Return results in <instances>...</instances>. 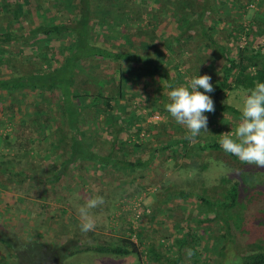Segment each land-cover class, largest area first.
Wrapping results in <instances>:
<instances>
[{"label": "rangeland", "instance_id": "obj_1", "mask_svg": "<svg viewBox=\"0 0 264 264\" xmlns=\"http://www.w3.org/2000/svg\"><path fill=\"white\" fill-rule=\"evenodd\" d=\"M93 1L96 4L97 0ZM123 1L134 8V15L122 18L118 28L94 19L89 40L112 52L140 54L149 51L153 54L151 46L146 48L137 38L142 37L138 30H156V43L152 46L159 44L157 48H161V66L170 72L174 86H186L194 77L191 68L196 66L197 55L203 49L196 48V35L188 39L185 34L177 39L181 27L172 17L174 12L170 13L177 3L173 0L163 3L160 0ZM189 1L195 5L194 13L206 5V0H183L182 3ZM207 4L211 9H206L209 13L204 16V24L211 25L212 35L219 43H231L229 49L233 53L237 45H253L259 37L264 38V0H207ZM42 6L43 10L25 23L32 27L50 25L63 18L76 21L79 15V9L67 8L65 0H46ZM187 10L188 19L192 20L194 13L189 7ZM213 10H220V13ZM10 25L0 10V33ZM241 26L250 28L251 35L249 38L240 35L236 43L228 34L232 30L230 34L235 35ZM196 27L199 29L198 25ZM166 38L169 40L164 41ZM69 44L66 41L60 51L57 41L49 44L52 53L42 57L47 72L62 64L69 53ZM18 50L15 45L12 52ZM23 50L26 54L33 52L31 48ZM101 62L96 63L98 70L90 73L88 60H80L76 65L79 69L76 68V78L83 82L88 71L91 82L85 83L86 86L95 93L101 82L106 95L119 86L114 71L117 67L112 62ZM205 63L198 68L211 66L210 62ZM175 66L179 68L178 77ZM211 73L204 75L211 76ZM9 74L10 70L0 69V79H7ZM215 79L213 76L211 81L215 82ZM84 86L80 84V87ZM122 86L125 93L135 97L118 99L114 93L110 101L114 108L112 118L106 120L105 114L83 109L87 107L78 104L80 117L72 135L76 143L87 140L89 144L85 148L95 159L80 157V152L71 144L67 128L63 135L61 131L54 135L46 131L41 134L34 129L29 122L32 119L29 109L22 118L28 123L22 125L20 117L9 115L6 108L14 106L15 112L16 109L31 108L30 105L23 100V106L17 101L12 106V101H7L6 91H0V240L12 248L20 246L25 252V259L21 258L16 264L50 261L60 264H241L244 255L251 254L246 250L250 242L264 247V222L258 221L256 225L249 217L264 209V168L230 162L212 150H199L197 145L210 139L219 142L221 134L234 131L239 121L229 113L219 114L217 127L210 126L207 121V130L202 129L195 138H186L187 129L166 111L165 105L169 101L166 95L159 93L161 85L150 83L142 88L139 79L135 85L124 81ZM244 92L227 93L220 103L239 111L240 95ZM26 93L30 98H37L36 92ZM149 97L158 99V103L163 101L160 107L163 113L158 112L160 109L152 105ZM45 104L58 118L55 124L64 125L55 100H45ZM47 134L49 136L45 138ZM179 140L193 151L185 153V148L176 145ZM174 144L176 147H172ZM125 162L135 163L136 167L128 168ZM139 162L144 166L140 167ZM42 177L46 178L47 184L38 183ZM233 184H237L238 202L242 206L234 211L244 219L247 217L246 222L251 224L248 233L235 232L237 244L230 247L226 243L222 219L206 221L215 212L207 210L196 196L212 200L222 198L220 193ZM180 191L191 194L180 197ZM96 195L103 196L105 202L90 211L95 228L85 233L80 230L78 205ZM125 241L132 243L138 253L115 255L98 249L103 245L124 246ZM28 243L36 244L30 249ZM150 250L161 255L159 261L152 259Z\"/></svg>", "mask_w": 264, "mask_h": 264}, {"label": "trees", "instance_id": "obj_2", "mask_svg": "<svg viewBox=\"0 0 264 264\" xmlns=\"http://www.w3.org/2000/svg\"><path fill=\"white\" fill-rule=\"evenodd\" d=\"M45 1L0 0L1 13L11 22L10 27L5 32L0 33V69L10 70L7 79H0V91H6V97L7 99L9 98L7 101H12V106L15 101L23 106L25 102L23 100H26V104L31 107H27L24 110L16 109L17 111L15 110L14 112L13 108L15 109V107L13 106V108L11 107L9 109V105L6 108V112L8 111V114L12 116L17 114L20 117V123L25 125L28 122L22 118L26 117L25 113L29 109L31 111L29 115L32 116L29 122L41 134L46 131L49 134L53 133L54 135H58L59 131H61V135H63L65 134V128H67L71 136V144L77 148L75 151L80 152V157L95 159V156L85 148V145L88 146L89 144L87 140L84 139L79 144L76 143L77 140L72 135L74 133L75 123L80 117V113L77 110L78 104L82 103V106L87 107L83 109H91V111L105 114V119L107 120L110 117L112 118L113 114L111 111L114 108L110 105L113 94L116 93L118 99L131 96L124 92L125 88L122 86L124 81H130L135 85L140 79V84H143L142 88L147 87L150 83L158 87L161 85L162 90L159 93L168 97L169 86L174 87L171 74L160 64L161 59L159 58L163 53H161L160 47L159 49L157 48L159 44L152 46V43H156V30L150 32H140L138 30L139 35L142 37H138L137 39L142 41L143 43L141 45H144L146 48L151 46L150 48H152L153 54L149 51L140 54L123 51L112 52L102 49L97 43L89 40V29L90 25L95 21L94 19H97L98 22H109L110 25L118 28L122 18L127 15L129 16V14L134 15V8L127 6L128 4L124 3L123 0H97L96 4L93 0H65L67 8L79 9V15L76 21L63 18L61 21L58 20V22L50 25H33L35 28L25 23L28 19L30 20V17L32 18L43 10L42 4H45ZM170 1L160 0V3ZM173 1L177 3V6L170 13L174 12L172 17L176 19V24L181 27L178 29L177 39H181L185 34L188 35V39H192L194 38L192 35H196L197 43L195 46L197 49H203L197 55V61H195L196 66H193V69L191 68L193 76L204 75L207 72L211 73L212 68L213 74L211 73L212 75L210 77L211 79H213V76L216 77L215 82L213 80L210 81L214 91L205 93V95H209L212 98L215 108L214 112L204 113L207 121L210 126L215 125L217 127V116L224 113L231 114L239 121L241 113L228 105L221 104L220 99L230 92L251 89L255 86L256 82L264 83V38L259 37L253 42V45L251 43H245L243 47H238L236 44V52L233 53V50L231 51L229 49L231 43H219L212 35L214 31L211 25L204 24V16L209 13L206 12V9L210 8L207 6V0L206 5L201 6L202 10L200 8L195 13L193 1L184 3H182L183 0ZM188 7L191 9L190 12L194 13L191 18L192 20L188 19L190 17L188 16ZM160 8L162 7L160 6ZM166 10L169 11V8ZM214 13L219 14L220 10H215ZM138 19H140V14L138 15ZM196 25L199 26V29ZM24 26L25 28H23ZM230 32L228 37L236 43V39L240 38V35H245L247 38L251 35L250 28L246 29L242 26L235 35L233 32L230 34ZM129 39H131L130 35ZM165 40L169 39L166 38ZM55 41L59 43L57 47L59 51L63 48V44L69 41V49L67 50L69 53L65 55V59L59 67L47 72L46 66H43L45 63L42 57L45 58L52 53L49 44ZM166 43L168 45V42ZM15 45L19 49L17 53L12 52ZM25 48H31L33 52L26 54L23 50ZM154 54L156 57H154ZM82 59L88 60L89 64L87 68H89L88 71L90 73L98 70L96 67L98 65L96 64L97 62L100 63L102 61L105 64H109L110 62L114 63L117 67L114 71L116 72V76H118L117 81L119 83L117 90L109 91V93L106 92L107 94L105 95L104 90H102L103 84L100 82V88L97 92L93 93L85 84L91 82V75L89 76L88 71L83 82H78L76 76L79 69L76 65ZM206 61L210 62L211 66L204 67L203 69L198 68L203 63L207 64L205 63ZM134 65L136 66L134 67ZM212 65L214 66L212 67ZM175 69L178 71L176 74V77H178V66H175ZM101 77L104 78V76ZM79 83L85 86L80 87ZM130 87L134 89L131 85ZM26 92H36L37 98L35 96L30 98ZM149 98L152 99V97ZM49 99L55 100L54 105L58 106L62 117L61 120H64V125H61L60 122L55 124L58 118L52 114L51 109L45 106V100L49 101ZM159 102L158 99H152V105L157 110L163 106V101L159 100ZM158 112L163 113V109L158 110ZM26 119L28 120V118ZM140 131H142L141 128ZM49 134L44 137L47 138ZM176 145L185 148V153L193 151L192 149L188 150V145L182 140H179ZM176 145L174 144L172 147H176ZM197 145H199V150H212L226 157L230 162L239 163L243 166L246 165L236 156L224 152L218 140H203ZM138 164L140 167L144 166L143 162H139ZM125 165L128 168L136 167L135 163L125 162ZM29 172H25L26 175ZM30 175H33L32 172H30ZM44 179L46 178L42 177L40 181L38 180V183L47 184ZM190 194L191 192L180 191L179 196L185 197ZM220 195L222 198L218 197L215 199L216 201L204 196L197 195L196 197L207 210L213 213L215 212V215L206 221L214 222L217 218L222 219L220 221L226 229V233L224 234L227 240L226 243L231 247L235 243L237 244L235 232L241 233L242 235L248 233L251 223L250 221L246 222L247 217L244 219L239 216L238 212L234 211L235 208L242 207L241 203L238 202L239 191L237 184H233L228 189L223 190ZM249 217L251 222L256 225L258 221L264 222V209L257 210L254 214L249 215ZM124 243H126L124 246L112 248L109 245H103L98 247V249L115 255H125L130 252L138 253L132 243H127L126 241ZM226 243L223 246V250L226 248ZM253 243L250 242L246 246L247 252H251V254L244 255V261L241 264H264V247ZM254 248H256L255 251ZM151 254H153L152 259H155L156 262L161 258V255L155 252Z\"/></svg>", "mask_w": 264, "mask_h": 264}, {"label": "clouds", "instance_id": "obj_3", "mask_svg": "<svg viewBox=\"0 0 264 264\" xmlns=\"http://www.w3.org/2000/svg\"><path fill=\"white\" fill-rule=\"evenodd\" d=\"M210 81V76L198 75L192 77L186 86H169V102L165 108L176 123L187 129L186 138H195L202 129L207 130L204 113L215 110L212 98L205 95L214 91ZM239 111L241 117L238 126L232 132L221 134L220 147L242 163L264 168V83L256 82L253 88L240 95ZM104 202L103 196L96 195L89 197L83 205H78L82 232L94 230L95 221L90 211Z\"/></svg>", "mask_w": 264, "mask_h": 264}, {"label": "crops", "instance_id": "obj_4", "mask_svg": "<svg viewBox=\"0 0 264 264\" xmlns=\"http://www.w3.org/2000/svg\"><path fill=\"white\" fill-rule=\"evenodd\" d=\"M31 249V246L36 243H28ZM24 244L22 243V246ZM20 246H13V248L5 241L0 240V264H16V262L25 259V252L20 250ZM20 250V251H19ZM24 256V257H23ZM54 260V259H50ZM40 264H60V262L52 263H40Z\"/></svg>", "mask_w": 264, "mask_h": 264}]
</instances>
